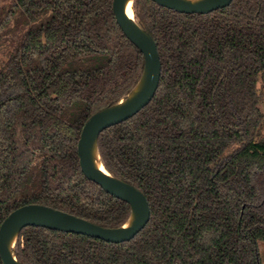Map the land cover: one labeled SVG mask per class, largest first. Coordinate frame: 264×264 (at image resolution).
Instances as JSON below:
<instances>
[{
	"label": "trees",
	"instance_id": "16d2710c",
	"mask_svg": "<svg viewBox=\"0 0 264 264\" xmlns=\"http://www.w3.org/2000/svg\"><path fill=\"white\" fill-rule=\"evenodd\" d=\"M112 0H15L0 43L27 26L0 64V225L36 204L103 228L127 203L80 171L84 123L125 97L143 56L118 27ZM154 40L157 91L131 119L100 133L103 166L146 198L130 241L105 243L38 227L20 231V264H261L264 243V0L207 15L134 0ZM1 264V261H0Z\"/></svg>",
	"mask_w": 264,
	"mask_h": 264
},
{
	"label": "water",
	"instance_id": "95a60500",
	"mask_svg": "<svg viewBox=\"0 0 264 264\" xmlns=\"http://www.w3.org/2000/svg\"><path fill=\"white\" fill-rule=\"evenodd\" d=\"M129 0H112L115 21L127 40L143 56L142 74L132 90L115 104L93 114L83 125L77 142L80 171L105 193L128 204L130 216L118 228H103L84 219L43 205L30 204L12 211L0 225L1 264H20L14 254L18 234L26 227H38L99 239L105 243L121 244L133 239L147 224L150 210L145 196L132 185L112 176L103 166L97 148L98 137L104 130L123 123L146 107L154 97L161 72L156 44L135 19L129 18L124 6ZM161 8L179 14L207 15L224 9L232 0H150ZM97 157L100 167L94 163ZM130 222L129 226L126 224ZM14 239L13 243L11 240Z\"/></svg>",
	"mask_w": 264,
	"mask_h": 264
},
{
	"label": "rangeland",
	"instance_id": "374dc122",
	"mask_svg": "<svg viewBox=\"0 0 264 264\" xmlns=\"http://www.w3.org/2000/svg\"><path fill=\"white\" fill-rule=\"evenodd\" d=\"M14 2L15 0H0V14L10 8ZM26 30L27 26L21 24L14 34L2 40L0 43V64L20 45ZM258 249L260 262L264 264V243H258Z\"/></svg>",
	"mask_w": 264,
	"mask_h": 264
},
{
	"label": "bare ground",
	"instance_id": "6f19581e",
	"mask_svg": "<svg viewBox=\"0 0 264 264\" xmlns=\"http://www.w3.org/2000/svg\"><path fill=\"white\" fill-rule=\"evenodd\" d=\"M124 11L126 13V15L129 17V18H133V14H132V10H131V0H129L125 6H124ZM94 163L100 167V163H99V160L98 158L95 156L94 157ZM130 225V222H128L126 224V226H129ZM14 239L11 240V243H13Z\"/></svg>",
	"mask_w": 264,
	"mask_h": 264
}]
</instances>
